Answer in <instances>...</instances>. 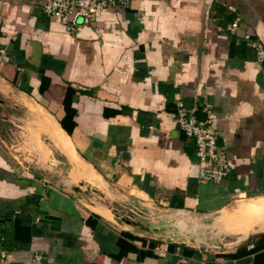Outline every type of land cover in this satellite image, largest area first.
Returning a JSON list of instances; mask_svg holds the SVG:
<instances>
[{
  "label": "crops",
  "instance_id": "crops-1",
  "mask_svg": "<svg viewBox=\"0 0 264 264\" xmlns=\"http://www.w3.org/2000/svg\"><path fill=\"white\" fill-rule=\"evenodd\" d=\"M41 1L0 0L3 264H264V0H130L73 33ZM177 101L213 115L224 184L199 183ZM13 109L30 118L17 150Z\"/></svg>",
  "mask_w": 264,
  "mask_h": 264
},
{
  "label": "built area",
  "instance_id": "built-area-1",
  "mask_svg": "<svg viewBox=\"0 0 264 264\" xmlns=\"http://www.w3.org/2000/svg\"><path fill=\"white\" fill-rule=\"evenodd\" d=\"M129 2L130 0H42L40 8L46 17L58 20L66 31L73 33L91 24L98 13L104 9L115 5L126 6ZM237 27L238 20L231 24L230 29L234 31ZM253 49L257 60L262 61L264 49L259 44H253ZM4 59L5 57L0 54V63ZM171 109L175 125L186 138L193 142V152L198 163L199 183L224 184L230 174V165L212 128L213 115L208 112L206 119L200 120L190 113L182 101L174 103ZM232 198L239 199V189L233 191ZM119 215L115 212L118 220L123 219L124 215ZM141 215V212H133L128 219L137 221L143 217ZM166 249V245H163V250L159 252H166ZM7 256V251L0 240V264L4 263ZM42 260L41 256L36 255L32 264H42Z\"/></svg>",
  "mask_w": 264,
  "mask_h": 264
},
{
  "label": "rangeland",
  "instance_id": "rangeland-1",
  "mask_svg": "<svg viewBox=\"0 0 264 264\" xmlns=\"http://www.w3.org/2000/svg\"><path fill=\"white\" fill-rule=\"evenodd\" d=\"M26 113L24 112H21V111H16L15 109H13L12 111V122L13 124H8L10 125V127L13 128V140H14V143H13V149H19L21 147H24L25 145L22 143L23 139H25V137L22 135L23 132L25 131V129H23L25 127V124L27 122H29L30 118H29V115H27ZM10 118V113L6 114L5 112L4 113H0V124H6V122H4V120H7ZM3 139V134H2V137ZM23 144V145H22ZM21 151V150H19ZM211 243V242H210Z\"/></svg>",
  "mask_w": 264,
  "mask_h": 264
},
{
  "label": "bare ground",
  "instance_id": "bare-ground-1",
  "mask_svg": "<svg viewBox=\"0 0 264 264\" xmlns=\"http://www.w3.org/2000/svg\"><path fill=\"white\" fill-rule=\"evenodd\" d=\"M30 109H33V107H30ZM49 123H50L49 121H47V120L44 119L43 122H42V124H38V125H39L40 128H43L44 125H48ZM50 124H51V126H53V128H52V135L55 134V137L53 138L54 139V144L57 145V146H59V147H61L64 150H66L68 152V155L70 156V160L72 159V161L76 165H78L77 160H76V158L74 156V153L71 150L69 141L65 138V136L63 135V133L58 128H56V126L53 123H50ZM51 137H53V136H51ZM74 167H76V166H74ZM80 169L82 170L81 171V176L82 177H86L89 180H92L94 178V176L91 174V172L89 170H87V169H85L83 167H80ZM244 216L247 217V218H250L249 214L247 212H244L243 210L240 211L237 214V217H239V218H242Z\"/></svg>",
  "mask_w": 264,
  "mask_h": 264
},
{
  "label": "water",
  "instance_id": "water-1",
  "mask_svg": "<svg viewBox=\"0 0 264 264\" xmlns=\"http://www.w3.org/2000/svg\"><path fill=\"white\" fill-rule=\"evenodd\" d=\"M128 218H129V215L124 214L123 219H119V220L117 218L116 219L118 220V222L120 221V222L128 223V221H129ZM44 220L45 221H53L54 223L59 221L58 218H55V217H52V216H46V217H44ZM210 221H212V220H210ZM185 233L187 234V231ZM250 233L253 234L254 230H250ZM208 234L210 236L209 237V242H222L227 237V235L225 233L220 232L218 229L214 228L213 225H211L210 229L208 230Z\"/></svg>",
  "mask_w": 264,
  "mask_h": 264
},
{
  "label": "trees",
  "instance_id": "trees-1",
  "mask_svg": "<svg viewBox=\"0 0 264 264\" xmlns=\"http://www.w3.org/2000/svg\"><path fill=\"white\" fill-rule=\"evenodd\" d=\"M64 130H66V129H64ZM67 131V130H66ZM68 132V131H67Z\"/></svg>",
  "mask_w": 264,
  "mask_h": 264
},
{
  "label": "flooded vegetation",
  "instance_id": "flooded-vegetation-1",
  "mask_svg": "<svg viewBox=\"0 0 264 264\" xmlns=\"http://www.w3.org/2000/svg\"><path fill=\"white\" fill-rule=\"evenodd\" d=\"M124 215V214H123ZM120 216V215H119ZM122 217V216H121Z\"/></svg>",
  "mask_w": 264,
  "mask_h": 264
}]
</instances>
